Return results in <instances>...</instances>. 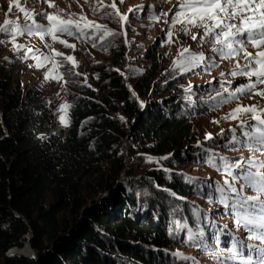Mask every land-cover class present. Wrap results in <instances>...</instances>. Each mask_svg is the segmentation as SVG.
Instances as JSON below:
<instances>
[{
    "label": "trees",
    "instance_id": "trees-1",
    "mask_svg": "<svg viewBox=\"0 0 264 264\" xmlns=\"http://www.w3.org/2000/svg\"><path fill=\"white\" fill-rule=\"evenodd\" d=\"M158 59L155 53L148 56L150 66L140 81L127 79L141 99L160 71ZM19 68V60L0 63V264H129L133 259L162 264L157 261L162 253L146 252V259L141 247L164 246V230L172 228L168 208L175 201L155 187L168 188L173 196L189 192L179 176L162 170H151L145 182L129 177L118 154L127 138L120 115L130 124L140 105L124 73L94 63L86 83L81 77L67 81L70 123L58 129L42 93L22 89ZM171 113L150 108L139 117L132 126L130 139L136 147L127 148L129 157L171 153L194 140L187 117ZM121 172L129 187H147L149 207L125 187H115ZM114 187L94 207V198ZM137 211L139 221H134L128 215ZM26 242L38 262L8 256Z\"/></svg>",
    "mask_w": 264,
    "mask_h": 264
},
{
    "label": "rangeland",
    "instance_id": "rangeland-1",
    "mask_svg": "<svg viewBox=\"0 0 264 264\" xmlns=\"http://www.w3.org/2000/svg\"><path fill=\"white\" fill-rule=\"evenodd\" d=\"M177 0H115L116 7L121 14H126L128 23L121 27V21L118 17L108 18L106 13L114 12L110 6L113 0H49L48 3L43 0H0V24H3L6 19L19 23L21 26L31 24V20L26 18L25 13L21 8L27 10L29 16H33L37 23L47 24V21L39 15L47 11L50 14L57 15L63 19H67L69 15L73 19H78L80 15H84L90 21H95L97 24L106 25L108 30L118 33L114 36H107L104 41H95L96 46L93 47V41L76 40L68 36H62L60 39L67 40L70 44L76 45V50L72 48H65L60 43H53L50 37H45V41L51 44V47L58 52L64 53L66 56H74L78 62V66L73 68L71 63L65 62L63 67L55 69L56 73H62L63 80L57 82L54 79L45 80L44 75L51 68V64H47L39 69L30 67L34 64L31 55H40L41 53L51 55L49 49L44 47L45 41H41L37 36L23 35L18 36L16 39L17 44L25 45L23 49H14L13 44L10 42V36H0V39L8 41L0 44V63L8 64L9 61L19 60L20 64V82L24 90L29 88H37L43 98L46 100L51 111L56 118V126L58 129H66L70 123L71 107L66 112L60 111V105L69 104L67 95V83L65 81H79V78L88 75L91 64H103L106 69L119 70L127 75V79L131 76L135 81H140L149 68L150 63L148 56L152 53L158 55L160 64V71L154 79L148 95L141 99L135 98L140 105L138 117L128 121L120 115L123 123L127 124V138L122 141L119 147L118 154H121L126 163V170L129 171V177L134 180L143 181L149 178L151 170L167 169L168 173H173L181 178L187 186V195L173 196L168 188L155 187L158 192L166 193L172 198L175 203L168 208V218L172 221V228L164 230V237L166 244L162 247L154 245L141 244L143 249L144 258L149 256L146 252L163 254V256L156 257L158 262L162 264H188L171 255L174 252H180L187 256L196 258L198 264H217L216 260L209 257V252L218 251L215 243V234H220L221 247L230 246V236L237 235L246 237L247 233L242 229L237 231L233 218L228 214L223 205L214 203L208 199L211 195L214 198L218 193L214 191L216 182L223 183L225 179L217 170L207 166L204 162V156L201 154V148H197V141L202 142L203 148H209L212 152L223 155L229 158H239L241 156H249L250 153L247 148H240V146H227V141L231 138L229 129L235 128L238 124L237 120H224V117L231 109L236 108L237 101L222 104L213 110L211 105L215 102L213 97H217V93H224V88H233L238 84L245 83V77L238 76L233 80L229 75L230 71L234 69L235 60H220L211 51V45L208 43L201 44L199 40L193 41L191 33H196L200 30L192 29L190 34H184L179 31L181 25H176L173 29V36L171 37L172 43H167L162 46V41L166 39L162 29L167 30L168 25L164 23L165 17L160 16V21L155 22L150 19L151 15L156 13L169 12V18L175 12L173 5ZM19 3V7H17ZM49 3L54 5L49 6ZM108 5L109 7L103 8L100 5ZM144 5L145 12H129L130 8L136 9L137 6ZM151 6V7H149ZM99 8V11L93 9ZM83 23V22H82ZM103 31V30H101ZM126 33V35H125ZM191 48L194 53H204L205 63L193 68L191 71L184 72L183 74L179 69L173 68V60L178 57L180 51L184 48ZM39 49V52L30 54L29 58H24V53L27 49ZM249 52H255V49L249 47ZM123 59L121 61L120 57ZM56 60L63 61V57H55ZM211 63L214 66L209 70L207 65ZM81 75H75L74 73ZM221 73H224L221 76ZM88 77V76H87ZM231 85L222 81H230ZM211 81V83H209ZM85 82V80H84ZM190 90L186 91V89ZM259 87L264 88V85ZM251 93H246L240 97L239 103L243 105L255 104L260 101L264 106V100L260 97L250 99ZM219 99V97H217ZM143 103V107H141ZM162 109L169 113L176 112L179 115H185L189 121L191 130L194 133V140L185 143L182 148H179L171 153L155 155L150 153L136 154L129 157L127 148L134 150L136 147L131 142L130 135L132 126L135 122L144 115L148 109ZM171 113V114H172ZM66 115L68 120L67 126L61 123L59 117ZM119 115V114H118ZM252 117L249 116L248 120L251 121ZM213 120H218L219 123H213ZM129 124V125H128ZM224 130L221 134V130ZM210 133L212 140H205V134ZM239 133V129H237ZM230 147H237L239 150H230ZM136 152H138L136 150ZM151 156L157 162L149 163L146 157ZM169 157L167 160H161V157ZM169 165V166H168ZM185 176L196 177L198 180L195 183H188ZM209 177L211 180L209 181ZM127 175L121 172L119 178L116 180L115 187L121 185L126 188L130 195H134L135 199L143 200L144 205L149 204L146 202L144 192L147 187L140 183L129 187L127 184ZM213 187H209V184ZM115 187L111 191H107L100 196H96L93 200L94 207H100L106 197L114 192ZM239 187V185H237ZM146 189V191H145ZM141 191V193L139 192ZM247 195H255L251 190L247 191ZM93 205V204H91ZM193 209L199 211V215L195 214ZM145 210V209H144ZM188 210L191 215L188 214ZM139 212L128 215L132 220L136 221L139 218ZM193 214V215H192ZM139 221V220H137ZM143 221V218H142ZM141 222V221H140ZM177 223L186 225L185 228H177ZM194 223L196 227L191 224ZM191 229L195 233L201 230L204 232L203 237H197L201 247L190 245L188 241V230ZM245 244L254 243L258 247H264L259 241L244 240ZM207 245L206 250H201L204 245ZM8 256L17 255L33 259L36 262L35 252L25 243L22 249L13 248L9 250ZM227 255V253H226ZM129 264H143L138 259H133Z\"/></svg>",
    "mask_w": 264,
    "mask_h": 264
},
{
    "label": "snow or ice",
    "instance_id": "snow-or-ice-1",
    "mask_svg": "<svg viewBox=\"0 0 264 264\" xmlns=\"http://www.w3.org/2000/svg\"><path fill=\"white\" fill-rule=\"evenodd\" d=\"M43 2L48 3L49 0H43ZM49 6L54 5L49 3ZM100 6L109 7L103 4ZM17 7H19V3H17ZM110 7L114 9V12L106 13V15L108 18L118 17L123 28L124 24L128 23L127 15L119 12L115 0ZM173 8L175 12L170 18L169 12H172V9L164 13L154 12L150 17L155 22L160 21L161 15L165 17L164 23L168 25V28L167 30L162 29L166 37L162 41V46L173 42L171 39L173 36L172 29L176 25H181L179 31L186 35L190 34L192 29H198L200 31L191 33L192 40H199L201 44H210L211 51L220 60H235L234 69L230 71L229 75L233 77V80L238 76H243L246 81L231 89L224 88L226 97L218 92L217 97L219 99L217 97L212 98L215 102L211 108L215 110L222 104L237 101L236 108L231 109L221 118L238 121L235 128L228 130L231 132V138L227 141V146L247 148L250 155L233 159L214 153L209 148H203L200 141H197L196 145L197 148H201V154L204 156L203 162L225 177L223 183H215L214 191L218 193V196L214 198L209 195L208 199L223 205L233 218L237 231L242 229L247 233L246 237L231 235L230 246L227 247H221L220 234H215L214 239L218 251L209 252V257L216 260L217 264H264V247H258L254 243L245 244L244 242L247 239L248 241H259L260 244L264 245V106L261 105L260 101L250 105L239 103L240 97L246 93L252 94L250 99L260 97L264 100V88L259 87L264 85V0H177ZM93 10L99 11L100 9ZM21 11L25 13L26 18L32 21L31 24L21 26L19 23L8 19L0 24V36H10V42L14 49L25 48V45L16 43L17 37L23 35H35L41 41H45V37H50L53 43H60L65 48H72L75 51V44H70L60 37L68 36L78 41L92 40L93 47H95V41H104L107 36L118 34L108 30L106 25L88 20L84 15H80L78 19H73L71 15L67 19H63L45 11L39 14L47 21L45 25L37 23L33 16L28 15L26 9L21 8ZM129 12L146 13V9L144 5H140L136 9L130 8ZM6 42L8 41L0 39V44ZM44 47L49 49L51 55L44 53L31 55L34 64L30 67L39 69L51 64L52 68L44 75L45 80L54 79L57 82L63 80L64 74L56 73L55 69L63 67L65 62L71 63L73 68L78 66L74 56H66L64 53L58 52L46 41ZM249 47L255 49V52H249ZM39 51V49L29 48L25 51L24 58H29L30 54ZM55 57H63L64 59L63 61L56 60ZM205 60L204 53H194L190 47L184 48L173 60V68L179 69L183 74L204 64ZM213 66L211 63L207 65L209 70ZM74 74L81 75L78 72ZM223 75L224 73H221V76ZM84 80L86 83V75ZM224 83L231 85L233 81H222V87ZM88 86L90 87V85ZM128 87L131 91V85ZM190 88L191 86L186 91ZM132 95L135 97L136 93L133 91ZM70 107L72 106L69 104H62L60 111L66 112ZM141 107H143V103H141ZM249 116L252 117L251 121L248 120ZM59 119L62 124L67 126L66 115H61ZM212 122L219 123L218 120ZM237 129H239V133H237ZM223 132L222 129L221 134ZM212 139L210 133L205 134L206 141ZM230 150H239V148L230 147ZM146 159L149 163L157 162L151 156L146 157ZM160 159L167 160L169 157H161ZM184 178L188 183H195L198 180L196 177L185 176ZM208 186L213 187L211 183ZM249 190L255 195H247ZM193 211L199 215L197 209H193ZM185 227L186 225L177 223L178 229ZM203 236L202 230L199 233H195L191 229L188 230L190 245L200 248L201 244L197 237ZM206 249L207 245L205 244L201 250ZM171 255L188 262V264H198L195 257L180 252H174Z\"/></svg>",
    "mask_w": 264,
    "mask_h": 264
},
{
    "label": "water",
    "instance_id": "water-1",
    "mask_svg": "<svg viewBox=\"0 0 264 264\" xmlns=\"http://www.w3.org/2000/svg\"><path fill=\"white\" fill-rule=\"evenodd\" d=\"M124 79H125L126 86H127V88L129 89V87H128L129 85H128V83H127V75L124 76ZM129 90H130V89H129ZM133 91H134V90L131 89L130 92L132 93ZM134 92H135V91H134ZM135 98H138L137 95H135ZM26 243L28 244V246H30L28 242H26ZM30 248H31V247H30ZM9 252H10V251H8L7 254H8Z\"/></svg>",
    "mask_w": 264,
    "mask_h": 264
}]
</instances>
